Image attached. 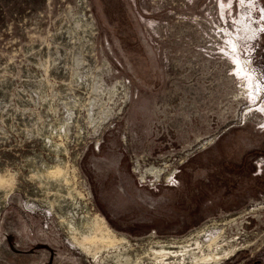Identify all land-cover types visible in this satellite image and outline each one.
Listing matches in <instances>:
<instances>
[{"label": "rangeland", "instance_id": "obj_1", "mask_svg": "<svg viewBox=\"0 0 264 264\" xmlns=\"http://www.w3.org/2000/svg\"><path fill=\"white\" fill-rule=\"evenodd\" d=\"M201 230L264 264V0H0V264Z\"/></svg>", "mask_w": 264, "mask_h": 264}, {"label": "bare ground", "instance_id": "obj_2", "mask_svg": "<svg viewBox=\"0 0 264 264\" xmlns=\"http://www.w3.org/2000/svg\"><path fill=\"white\" fill-rule=\"evenodd\" d=\"M156 172L160 174L161 170L158 169ZM204 233L206 231L201 230L185 239L173 241L166 248L161 247L159 250L151 252L116 249L107 255V258L102 261V264H197L199 261L201 262V260H205L208 257L215 260L230 256V252L228 253L227 249H225L227 245H216L211 253H205L209 251L208 248L206 250V247H210L212 242L218 240V235L212 236L214 233H211L205 240L202 237Z\"/></svg>", "mask_w": 264, "mask_h": 264}]
</instances>
